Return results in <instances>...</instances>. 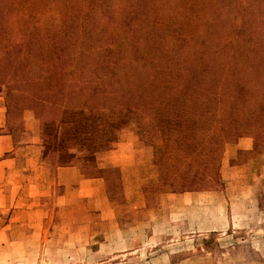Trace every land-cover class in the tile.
<instances>
[{
    "label": "rangeland",
    "instance_id": "374dc122",
    "mask_svg": "<svg viewBox=\"0 0 264 264\" xmlns=\"http://www.w3.org/2000/svg\"><path fill=\"white\" fill-rule=\"evenodd\" d=\"M260 2L0 0V107L7 109L4 134L14 143L1 157L18 155L23 174L35 172L36 182L46 184L42 193L26 190L31 197L12 208L0 194V264H264L263 92L239 98L229 117L219 106L196 117L172 116L166 108L168 94L191 81L194 64L228 67L226 58L208 56L235 47L250 13L262 22ZM77 17L88 23L76 28ZM98 32L103 36L93 45ZM31 33L57 37L24 57ZM66 47L105 56L117 47L110 62L117 89H85L98 98L100 112L68 104L55 116L23 103L25 88L16 84L42 90L58 84L53 64ZM154 47L162 60L153 63ZM137 48L150 55L144 71ZM140 73H148L145 111L132 107L144 96L135 86ZM208 76L197 89L219 103L224 84ZM186 175L195 184L183 187ZM81 181L92 182L98 205L78 202V191L71 198ZM18 204L26 211L15 210Z\"/></svg>",
    "mask_w": 264,
    "mask_h": 264
},
{
    "label": "trees",
    "instance_id": "16d2710c",
    "mask_svg": "<svg viewBox=\"0 0 264 264\" xmlns=\"http://www.w3.org/2000/svg\"><path fill=\"white\" fill-rule=\"evenodd\" d=\"M260 4H263L264 9V0H261ZM248 16L251 18V23L247 24V26L244 25L236 32L235 47L226 50L224 47H221V49L214 51L213 54L208 56V59L212 57L215 61L216 59L222 60L226 58V64H228L226 66L228 67H223V65L216 67L214 63L208 62L204 64H194L192 67V75H190L191 81L175 88V90H173L174 92L172 91V93L167 96L166 108L169 110L170 115H190L196 117L202 114L203 116H209L211 115L210 108H215L218 111L219 106V110H223L222 116L229 117L231 110L233 109L231 106L235 105L237 100L242 98V96L259 91H262L264 94V28H262V26L264 27V14L260 17L262 18V22H260L259 18L252 13L247 15V17ZM83 21L88 23V20L79 19L78 17L75 18L74 24H76V28L79 23H83ZM230 24V21H224L225 26ZM64 36L68 38L65 34ZM96 36L93 45H96L99 38L103 35L101 32H98L96 33ZM56 37L57 35L54 36V34L51 33L50 35L49 33L45 35L28 34L25 37L24 44H22L24 47V57H31V55L38 51L42 52L45 49H48L50 44L51 46L54 44ZM58 37L61 38L62 36L58 35ZM65 50L68 51V54H65L62 57H55L57 59L54 60L53 64L59 75L58 84L52 85L48 90H42L41 87L36 88L35 85H31L32 83L28 82L22 84H19L20 82H18L16 84L20 85V88H25L24 91L26 93L23 92V103L33 104L38 110L43 109V111H51L55 116H58V110L61 107L68 104L81 106L87 109L89 107L91 110L100 112V109L103 107H101L99 105L100 103L96 101L98 98L96 97L95 99L93 96H90V93L88 92L92 90L93 92L96 90L103 92L105 89H117L118 74L110 64L112 59L111 53L116 52L117 47L113 50L114 52L112 50L108 52V56L101 53L94 54L92 50L85 52L74 50L71 53H69L68 47H66ZM147 54L149 55L148 52H145L140 48H137L134 51V56L137 58V61H143L144 63L143 71L152 64V62L147 59ZM94 55L95 59H92ZM150 55L153 63L158 59L162 60V55H160V52L156 47L150 51ZM140 68L141 69L135 68L136 71L133 72V75L131 74V76L136 77L135 74L138 73L139 70H142V67ZM85 69H87V73L95 74L97 81H88ZM206 74L209 75V78L211 77L216 81L219 80L221 84H224V90L220 93L222 101L219 100V103H216V99L213 98L214 93L204 96V93L201 94L197 89V84L206 82ZM137 76L139 77H137L139 83H136L135 86L139 90L138 93L144 96L139 98L132 107L140 108V110L145 111L147 108L151 107V103L148 104L149 100L146 97L150 92V89L146 84L147 82L145 81V79L148 78V73L147 75H142V73H140L137 74ZM84 77L85 81H82L81 78ZM123 83L120 81L119 84L122 85ZM85 89L89 91L87 92ZM82 91L84 92V95ZM12 92L13 89L9 87V94L11 95ZM150 96L153 97V95ZM200 96H202V98H200ZM116 99L117 98L112 100ZM232 99L233 101H231ZM115 106L116 104L112 106V108L114 107V110L116 108ZM111 115L113 121H115L113 118L115 117V113L112 112ZM249 122L250 120L248 123ZM222 123L226 124L225 119L222 120ZM254 123L259 126L261 131H263L262 121L255 118ZM186 178H189V176L186 175L183 178H180L184 182L183 187L195 184V182H189L190 180Z\"/></svg>",
    "mask_w": 264,
    "mask_h": 264
},
{
    "label": "crops",
    "instance_id": "0c3cea01",
    "mask_svg": "<svg viewBox=\"0 0 264 264\" xmlns=\"http://www.w3.org/2000/svg\"><path fill=\"white\" fill-rule=\"evenodd\" d=\"M6 122H7V109L3 105L0 107V194L3 196L4 201L12 202L10 205V208L14 206V201L17 199L18 203L23 202V200L28 199L31 197L30 194H25L26 190L30 193V188L36 187L38 192L42 193V190L45 189L46 184L39 182H36V174L35 172L32 173L31 177L30 175L23 174V172L26 171L24 165L21 164V158L16 155L15 157H9V158H3L1 156H4L5 153L10 152L11 148H13V140L10 135L4 134V129L6 128ZM26 142V141H25ZM250 141H244L242 142V147L245 149L250 148ZM28 148H36V146L27 145ZM25 162V161H24ZM25 177L27 178V181L25 180ZM4 180H7L6 186L3 184ZM24 181V182H23ZM16 188H18V191H16ZM78 191L80 193V197H78V202L84 201L85 199H94L95 204L98 205L99 194L97 195L92 182L87 181H81L78 185L74 186L71 191V198L72 195L74 197V192ZM15 192H17V195L15 197ZM83 193H86L83 195ZM97 195V196H92ZM60 200L66 199L64 197H59ZM58 199V200H59ZM73 199V198H72ZM72 199L69 202V205H72ZM8 202V204H9ZM64 204V203H63ZM70 208V206H68ZM9 208V210H11ZM15 210H24L25 208H20L19 204L15 206ZM98 207H96V211H98ZM32 212V211H31ZM29 212V213H31ZM90 214V213H89ZM103 214V212H102ZM23 223V225H31ZM34 224V223H33Z\"/></svg>",
    "mask_w": 264,
    "mask_h": 264
}]
</instances>
